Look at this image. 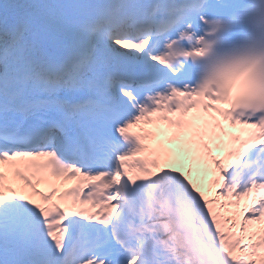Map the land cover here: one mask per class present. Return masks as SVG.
Instances as JSON below:
<instances>
[{"label":"snow or ice","instance_id":"obj_1","mask_svg":"<svg viewBox=\"0 0 264 264\" xmlns=\"http://www.w3.org/2000/svg\"><path fill=\"white\" fill-rule=\"evenodd\" d=\"M0 264H264V0H0Z\"/></svg>","mask_w":264,"mask_h":264},{"label":"rangeland","instance_id":"obj_2","mask_svg":"<svg viewBox=\"0 0 264 264\" xmlns=\"http://www.w3.org/2000/svg\"><path fill=\"white\" fill-rule=\"evenodd\" d=\"M217 155H220V153H217ZM209 176H212L211 173L205 174L203 171H200L199 177H194L192 175V178L194 182L198 183L202 187V190L206 191V194L211 195L212 190L208 189L207 186L205 185V179ZM251 203H252V198L251 197L247 198L246 201L242 202L240 210H243L244 204H251Z\"/></svg>","mask_w":264,"mask_h":264},{"label":"trees","instance_id":"obj_3","mask_svg":"<svg viewBox=\"0 0 264 264\" xmlns=\"http://www.w3.org/2000/svg\"><path fill=\"white\" fill-rule=\"evenodd\" d=\"M192 175L196 176V175H198V172L193 171ZM210 180H211V179H208V180L206 181V186H207L209 189H211V190L213 191L214 189H213V188L210 186V184H209V181H210Z\"/></svg>","mask_w":264,"mask_h":264}]
</instances>
